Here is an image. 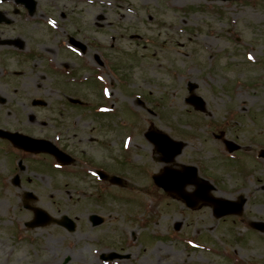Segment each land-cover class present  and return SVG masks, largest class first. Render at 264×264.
Listing matches in <instances>:
<instances>
[{
	"label": "rangeland",
	"instance_id": "1",
	"mask_svg": "<svg viewBox=\"0 0 264 264\" xmlns=\"http://www.w3.org/2000/svg\"><path fill=\"white\" fill-rule=\"evenodd\" d=\"M79 5L82 42L95 45L82 64L97 52L116 63L107 102L118 109L112 116L95 115L89 107L102 102L100 89L93 79L82 82V101L90 106L63 141L77 161L68 172L57 171L52 157L38 156L24 161L20 175V186L36 195L35 205L57 220L69 215L76 228L51 222L24 232L23 221L34 213L22 206L20 187L7 186L9 191L0 192V264H264V232L244 226L264 221V159L255 165L254 156L264 148V0H82ZM109 44L114 47L107 49ZM90 71L82 66V76ZM188 82L205 100V112L186 102ZM49 100L50 108L62 107L57 95ZM30 101L23 99L27 109ZM50 108H37L38 117L47 120ZM71 120L69 115L63 127L49 121L35 134L51 137L60 127L65 132ZM150 127L186 144L174 168L194 165L201 177H216V196L243 195L242 215L218 219L210 205L191 209L153 189L151 175L165 164L144 135ZM221 131L241 145L242 162L232 168L217 151L224 146L213 132ZM128 132L131 164L124 162L121 148ZM82 157L111 169L123 184L101 187L85 172L93 162ZM8 161L4 155L0 174ZM186 189L194 192V186ZM91 214L104 222L92 226ZM176 223H181L178 232ZM18 229L29 238L19 240ZM111 251L130 258L109 263L99 258Z\"/></svg>",
	"mask_w": 264,
	"mask_h": 264
},
{
	"label": "flooded vegetation",
	"instance_id": "2",
	"mask_svg": "<svg viewBox=\"0 0 264 264\" xmlns=\"http://www.w3.org/2000/svg\"><path fill=\"white\" fill-rule=\"evenodd\" d=\"M79 3L82 0H0V167L4 155L9 158L6 172L0 174L1 193L11 189L7 188V181L9 186H14V178L20 177L23 170L19 163L25 157L38 156L16 147L10 139L12 134L50 138L35 134L37 127L46 126L49 121H56L54 126L63 127L71 115L66 133L61 132V127L54 131L59 138L55 143L68 151L63 144L65 135L79 128L82 119V12ZM72 39L78 44H72ZM29 84H33V89L29 90ZM52 85L56 86L52 88ZM54 94L62 100V107L50 108L49 99ZM23 99H31L30 109ZM35 99L46 100L48 106H37ZM47 107L50 108L47 120L39 118L37 108ZM73 113L79 114L74 118ZM23 114L27 115L25 119ZM91 140L97 141L93 137ZM126 157L124 153V162ZM104 182L110 183L109 180ZM20 185L15 186L20 187L17 189L22 191V196H29V191ZM24 203L33 205V200L27 199ZM27 209L34 213L32 208Z\"/></svg>",
	"mask_w": 264,
	"mask_h": 264
},
{
	"label": "water",
	"instance_id": "3",
	"mask_svg": "<svg viewBox=\"0 0 264 264\" xmlns=\"http://www.w3.org/2000/svg\"><path fill=\"white\" fill-rule=\"evenodd\" d=\"M195 87L196 85L190 84L189 90L193 91ZM187 100L188 102L193 104L197 110L205 111V101L202 99V97L192 94ZM147 136L156 144V146H158L160 150L169 151V158L166 159V161L172 160L175 155L180 153L183 146L181 142L174 141L168 135L161 132L150 131L147 133ZM11 138L14 139L13 137ZM20 146L30 151H49L54 153L58 157V159L63 162H67L68 160V156L65 157L64 154L61 153V151L54 148L49 142L43 140H38L23 135L22 143ZM229 146L231 149L236 148V146L232 144H230ZM154 180L156 184L163 187L166 191L176 193L177 195L182 197L189 206H194L198 199L209 200L214 204V211L216 216H222L230 212H239L240 210H238L234 206L237 205V207L240 208L245 202L244 199H241L239 203H234L228 200L209 197L208 194L204 193V191L205 189H210L211 187L207 186V184L204 183L203 180L198 178L196 170L191 167H186L184 172L165 168L163 173L154 176ZM187 184L197 185V190L195 191L194 196H191L185 192L184 188ZM49 221L50 217L47 215V213L39 209L37 212V218L35 222L31 223V225H42L48 223ZM91 221L94 225H98L103 221V218L98 215H92ZM60 224L65 226L69 230L75 229L74 221L68 216H64ZM255 226L259 229H262V227H260L258 224H256ZM176 228H179V225H176ZM128 256L129 255L123 256L117 253H111L109 255L102 254L103 259H114Z\"/></svg>",
	"mask_w": 264,
	"mask_h": 264
},
{
	"label": "bare ground",
	"instance_id": "4",
	"mask_svg": "<svg viewBox=\"0 0 264 264\" xmlns=\"http://www.w3.org/2000/svg\"><path fill=\"white\" fill-rule=\"evenodd\" d=\"M48 259L51 260L52 258L49 257ZM47 264H55V263H52V262L49 261Z\"/></svg>",
	"mask_w": 264,
	"mask_h": 264
}]
</instances>
